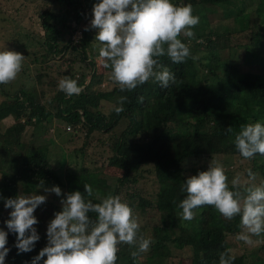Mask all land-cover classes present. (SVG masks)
<instances>
[{"label":"trees","instance_id":"16d2710c","mask_svg":"<svg viewBox=\"0 0 264 264\" xmlns=\"http://www.w3.org/2000/svg\"><path fill=\"white\" fill-rule=\"evenodd\" d=\"M245 1L172 0L199 8L203 18L217 19H213L216 26L205 24L207 32L197 25L194 38L180 37L198 60L189 57L175 64L161 58L176 78L167 89L150 80L131 92H121L111 80L110 70L99 63V51L92 49L98 41L90 24L99 0H49L37 12L36 29L21 26L10 31L9 45L0 51H16L25 59L17 78L0 84V125L9 124L0 133V142L11 145L0 146V161L7 160L6 165L0 164V197L34 190L38 194L40 180L46 187L59 186L61 196L53 193L36 208L40 239L23 253L5 223L11 209L0 199V229L8 232L10 249L5 264H31L47 245V220L58 206L62 208L66 181L72 176L76 182L70 187L76 191L84 193L87 183L94 191L105 189L107 195L120 196L132 208L141 234L151 239L149 251L135 260L133 248L119 245L116 264H174L172 252L188 246L187 264H219L223 252L235 257L232 264H264V234L253 237L250 245L238 241L239 216L226 220L212 206L195 209L192 221L177 215L182 211L177 205L186 195L181 192L184 182L207 170L211 159L223 165L231 190L236 189L226 169L235 157L248 162L246 177L249 169L255 173L251 183H264V156L245 159L234 145L242 125L264 123V0H257L253 8L250 3L238 7ZM226 4L238 8L232 12ZM227 19L232 27L221 26ZM65 77L77 80L83 88L80 95L68 97L58 89ZM103 82L109 88L101 87ZM121 96L128 99L124 111L116 114L113 109ZM7 98L12 102L2 108ZM53 118L68 125L72 133L68 141L82 133L81 145L67 152L80 155V166L72 171L65 167L62 175L56 171L60 165L52 166L41 154L40 144L21 139L26 128L39 130L38 123L45 126ZM103 153L107 166L118 173L97 170Z\"/></svg>","mask_w":264,"mask_h":264},{"label":"clouds","instance_id":"9594fccd","mask_svg":"<svg viewBox=\"0 0 264 264\" xmlns=\"http://www.w3.org/2000/svg\"><path fill=\"white\" fill-rule=\"evenodd\" d=\"M92 11L90 26L97 30L95 40L102 45L99 63L110 70V78L121 92H131L150 80L159 83L162 89L175 83L174 73L161 63L162 57L175 64L189 57L193 61L199 59L180 39L181 36L194 38L193 29L200 22L190 4H173L172 0H99ZM24 59L19 52L0 51V84L17 78ZM58 89L68 97L83 91L77 80L68 77L59 80ZM127 99V96L119 97L113 109L116 114L124 111ZM138 100L143 102V97ZM227 130L232 131L231 127ZM234 145L245 159L257 154L264 156V123L242 125ZM248 177L249 181L255 179L250 169ZM36 188L61 196L59 186L46 187L43 180ZM232 188L236 190L229 188L223 165L211 159L207 170L189 176L181 187L186 195L177 205L182 210L177 213L178 217L192 221L195 209L212 206L226 220L239 216L241 231L236 239L252 244L253 237L264 234V183H242L237 177L232 180ZM84 189V193L78 190L67 193L61 200L62 210L54 214L47 226V245L31 264L41 261L43 264H116L121 244L134 249L131 252L134 260L149 251L151 239L141 234L132 208L120 196L108 194L94 203L93 198H99L98 194L90 184L85 183ZM46 199V195L36 194L35 190L4 199V207L11 209L10 219L5 223L8 231L16 234L15 246L19 253L31 251L40 239L34 212ZM7 236L8 232L0 229V264H5L10 251L6 246ZM234 259L223 252L219 264H232Z\"/></svg>","mask_w":264,"mask_h":264},{"label":"rangeland","instance_id":"374dc122","mask_svg":"<svg viewBox=\"0 0 264 264\" xmlns=\"http://www.w3.org/2000/svg\"><path fill=\"white\" fill-rule=\"evenodd\" d=\"M49 0H0V47L1 46H8V41H9V33L10 31L13 32L15 28H21L23 27H28L29 29H36L37 28V12L41 11L43 7L46 6L44 2H48ZM257 0H248L245 2H241V5L238 7L244 8V4L250 5L253 8L255 6V3ZM250 3V4H249ZM226 7L230 9V11L234 12L236 11L238 7L232 6L231 4H226ZM221 11H223L220 8ZM193 15H197L200 17V22L198 24L199 27H203V31L207 32L208 25L211 26H216V21L213 19H217L216 17H213L210 19L209 16L208 19L201 17V12H199V8H193ZM198 11V12H197ZM244 12H247L244 11ZM3 18V19H1ZM208 20V23H207ZM220 19H218L219 21ZM222 27L228 26L232 27L233 23L230 19H227L224 23L221 21ZM206 27V28H205ZM26 30V28H24ZM24 31V30H21ZM78 36V33H75ZM75 36V35H74ZM76 36V37H77ZM93 52H98L100 47L102 45L98 42L93 44ZM99 58V55H97ZM109 84H105L103 82L101 84V87H107L109 88ZM48 91V90H47ZM52 92V91H50ZM48 94V92H47ZM47 98V96H45ZM12 102L11 98H7L2 104V108H6L8 105H10ZM9 124H3L0 125V133L3 132L5 127ZM68 125L63 124L62 122L52 119L47 125L43 126L40 123L37 124V127H39V130L37 129H32L31 128H26L21 135L22 141H26L28 139H31L33 143L35 144H40L39 146L41 147V154L46 155L52 164L56 167V165H60V168L57 169V173L62 175L64 172L63 170L68 168V170L72 171L74 169H78L80 166L79 161H80V155L77 154H68L67 152L71 151L72 149L78 148L81 145L82 142V133L78 135V137L72 138V140L68 141L71 130L67 127ZM20 128V127H18ZM59 134V135H56ZM39 137H44L43 140L40 139L39 142ZM66 140V141H65ZM10 144H7L3 141L0 142V146L2 148H6V146H9ZM11 147V145H10ZM100 149V148H98ZM90 150H96L95 148H87V151ZM12 156V155H11ZM63 157V158H62ZM106 153H103L102 157L99 159L97 156L96 158L99 159L98 165H97V170L105 173V174H116L118 173L117 170L107 166L106 164ZM95 158V159H96ZM64 159V164L62 163ZM1 165H6L7 160L2 159L0 161ZM227 171L231 173L232 180L239 177L241 182H249V177H246L244 174V171L248 168V162L246 161H240L236 157L233 160H230L228 163ZM14 168L11 167L10 170H13ZM63 180H66L65 176H62ZM76 180L75 177L72 176L71 178L67 179L66 184L68 185L65 189V194L67 193L76 191L75 189L71 188L70 186H73L75 184ZM37 189V188H36ZM104 191V192H103ZM242 191V189H241ZM85 192V191H84ZM95 193L98 194L99 198L94 197L93 202L98 203L100 202V198L105 197L107 194V190L103 189L102 193L98 191H94ZM106 192V193H105ZM38 194L40 195H46L49 197V195H52L53 193H46L43 188L38 189ZM62 208L58 206V208L55 209L54 212L51 213L49 219L47 220V223L50 222L52 218H54V214L58 211H61ZM190 250L191 246H188L182 250H174L172 252L174 260L176 262L174 264H187L188 258L190 256Z\"/></svg>","mask_w":264,"mask_h":264}]
</instances>
